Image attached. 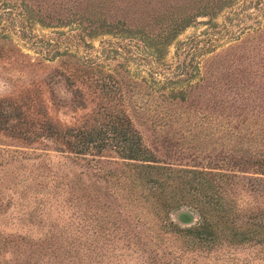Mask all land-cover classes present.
Listing matches in <instances>:
<instances>
[{"label":"rangeland","instance_id":"1","mask_svg":"<svg viewBox=\"0 0 264 264\" xmlns=\"http://www.w3.org/2000/svg\"><path fill=\"white\" fill-rule=\"evenodd\" d=\"M200 2L0 3V264H264L257 243L194 246L162 224L163 211L196 224L189 204L147 211L122 195L148 191L140 173L189 195L204 172L264 206V0L206 8L169 35ZM100 17L131 30L102 32ZM73 54L113 89L73 72Z\"/></svg>","mask_w":264,"mask_h":264},{"label":"trees","instance_id":"2","mask_svg":"<svg viewBox=\"0 0 264 264\" xmlns=\"http://www.w3.org/2000/svg\"><path fill=\"white\" fill-rule=\"evenodd\" d=\"M2 2L7 0H0ZM77 1V0H76ZM91 4L103 3L107 0H86ZM199 3V0H195ZM200 6H197L196 10L189 11L182 10L176 11L171 17V26L169 28V35L174 33L176 26H184L188 22V19L196 13H204L206 8L211 12L216 11L220 6L226 5L232 0H200ZM26 7L30 8V5L25 3ZM188 11V12H187ZM180 12V13H179ZM123 20L115 19L114 21L105 20L104 18H99L100 30L102 32H118L119 30H131L130 27L124 25ZM177 21V22H176ZM175 25V26H174ZM87 35H90L94 29L92 26L86 28ZM4 42L0 43V47L3 46ZM66 55L61 59L65 63H70L73 72L78 75H83L85 77H91L94 84H98L101 88L113 89V81L110 82L112 73L109 70H102L97 64H87L79 60L77 56L73 59ZM94 75V76H93ZM127 151L136 152L132 155H139V149L137 147L128 148ZM131 157V156H129ZM147 166L153 167L152 164H146ZM155 173V172H154ZM206 173V172H205ZM262 173L264 174V164L262 165ZM200 176L196 178L193 182V187L195 188V193L184 195L180 194L177 197H171L169 194L163 190L164 186L162 179L160 180L153 174L146 175L145 173H140L134 181L133 185H141L144 183L151 182L147 186L148 191L141 193L139 196L123 193V197L127 199L129 203H136L140 206L148 208L155 207L157 203L161 206L163 203L168 207L176 203H185L194 207L197 211L198 220L196 224L186 226L184 228H177L173 220L170 219L165 212H161L164 217L163 225L168 228L182 229V233L187 236L186 242L193 244L194 246H207L213 245L220 240H225L226 243H240V242H253L257 243L261 247V251L264 253V206L250 208L241 207L235 198L227 194L225 188L211 183L205 176L204 172L200 173ZM192 178H188L185 181L192 182ZM180 180L183 183L182 178ZM262 183V189L264 190V176L259 178ZM217 186V187H216ZM156 209V208H155ZM156 214L160 211L156 209ZM160 214V215H161ZM145 216V214H142ZM161 224V225H162Z\"/></svg>","mask_w":264,"mask_h":264},{"label":"water","instance_id":"3","mask_svg":"<svg viewBox=\"0 0 264 264\" xmlns=\"http://www.w3.org/2000/svg\"><path fill=\"white\" fill-rule=\"evenodd\" d=\"M177 216H178V218H179L180 220H186V219H188V217H189L188 213L185 212V211H181V212H179V213L177 214Z\"/></svg>","mask_w":264,"mask_h":264}]
</instances>
